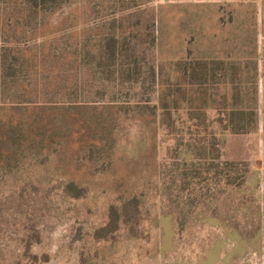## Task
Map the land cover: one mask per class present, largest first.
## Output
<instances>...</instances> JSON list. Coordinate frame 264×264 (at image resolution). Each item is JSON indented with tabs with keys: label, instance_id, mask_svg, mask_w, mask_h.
<instances>
[{
	"label": "rangeland",
	"instance_id": "1",
	"mask_svg": "<svg viewBox=\"0 0 264 264\" xmlns=\"http://www.w3.org/2000/svg\"><path fill=\"white\" fill-rule=\"evenodd\" d=\"M262 44L264 0H0V264H264Z\"/></svg>",
	"mask_w": 264,
	"mask_h": 264
},
{
	"label": "trees",
	"instance_id": "2",
	"mask_svg": "<svg viewBox=\"0 0 264 264\" xmlns=\"http://www.w3.org/2000/svg\"><path fill=\"white\" fill-rule=\"evenodd\" d=\"M251 92L255 95V97L258 94V88L257 85H253L251 87ZM234 100L237 101L239 99V94L233 93ZM232 97V98H233ZM236 104V103H235ZM239 104V103H237ZM229 105L223 104L219 107L221 112H224L225 115L228 117V121L230 122V130L232 133H240V128L243 129V131H247V123H249L250 117H252V113L254 114L256 111V107L248 104H244L242 106L238 105ZM243 104V103H241ZM248 105V106H247ZM251 113V114H250ZM256 114V113H255ZM256 116V115H255ZM254 118V117H253ZM229 126V124H228ZM22 123L18 124L17 126L11 128V133L15 135H21L18 134V132H22ZM15 144H19V140L14 139Z\"/></svg>",
	"mask_w": 264,
	"mask_h": 264
},
{
	"label": "crops",
	"instance_id": "3",
	"mask_svg": "<svg viewBox=\"0 0 264 264\" xmlns=\"http://www.w3.org/2000/svg\"><path fill=\"white\" fill-rule=\"evenodd\" d=\"M257 48H258V53L264 55V45L263 44L262 46L258 45ZM258 71L259 72L264 71V60H259ZM259 81L262 82V79L260 78ZM257 88H258V102L260 103L259 105L264 107V84L263 85L261 83H259V85L257 84Z\"/></svg>",
	"mask_w": 264,
	"mask_h": 264
}]
</instances>
